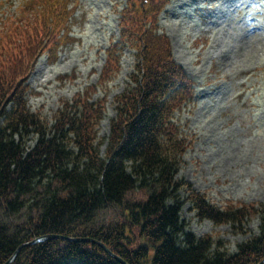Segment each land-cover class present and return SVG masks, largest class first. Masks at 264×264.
Instances as JSON below:
<instances>
[{"label": "trees", "instance_id": "16d2710c", "mask_svg": "<svg viewBox=\"0 0 264 264\" xmlns=\"http://www.w3.org/2000/svg\"><path fill=\"white\" fill-rule=\"evenodd\" d=\"M58 1L32 0L36 13H27L29 3L11 29L17 18L0 25V264L22 244L47 234L95 238L129 264L261 262L264 202L217 207L177 179L178 159L188 140L179 139L172 118L192 99L193 90L173 59L167 37L157 33L165 0H129L131 8L122 14L128 36H145L144 64L142 70L137 67L142 81L135 92L117 99L106 159L95 136L102 107L87 102L90 93L82 97L80 109L66 107L51 124L27 107L26 84L44 52V40H55L49 27L60 22ZM70 31L60 32L69 37ZM30 136L37 139L32 149L26 143ZM185 187L199 219L242 232L256 215L258 233L238 243L236 252L218 237L195 235L181 216L187 197L179 193L187 192ZM104 210L114 216L103 221ZM10 264L121 263L98 246L49 240L24 247Z\"/></svg>", "mask_w": 264, "mask_h": 264}, {"label": "rangeland", "instance_id": "374dc122", "mask_svg": "<svg viewBox=\"0 0 264 264\" xmlns=\"http://www.w3.org/2000/svg\"><path fill=\"white\" fill-rule=\"evenodd\" d=\"M20 1H24L23 6L16 11L19 0H0V18H17L9 29L32 0ZM36 2L30 4V16L36 13L37 7L32 9ZM196 2L197 5L171 0L157 21L163 35L172 37L167 39L174 46L175 61L183 63L187 75L194 80L188 78L195 103L188 102L172 118L185 135L194 138H190V149L178 159L177 178L190 183L217 207L228 201L257 207L264 202V50L248 54L241 42L246 41L254 50L264 39L260 31L264 27V0ZM127 3L128 0H59L60 22L49 27L55 40L46 43L49 36L45 38L44 52L36 61L25 94L27 107L51 124L53 116L66 107L80 109L82 97L90 93L87 102L93 108L96 104L102 107L95 136L97 150L104 159L109 151L112 120L117 118V99L125 92H135L142 81L146 41L142 33L127 35L121 22ZM63 28L71 29L69 37L61 35ZM111 63L113 68L108 69ZM40 66L44 70L41 74ZM54 69L61 71L56 79L52 78ZM47 76L52 80L46 82ZM56 91L62 92L57 98ZM35 140L28 146H34ZM186 190L179 193L183 199L187 197L181 216L196 235L211 234L224 240L230 252H236L238 243L258 233L260 220L256 215L242 232L230 224L199 219L188 200L191 191ZM112 216L107 210L102 212L106 218L103 221Z\"/></svg>", "mask_w": 264, "mask_h": 264}, {"label": "water", "instance_id": "95a60500", "mask_svg": "<svg viewBox=\"0 0 264 264\" xmlns=\"http://www.w3.org/2000/svg\"><path fill=\"white\" fill-rule=\"evenodd\" d=\"M57 239H62V240H67V241H70V242H93V243H96V244H99L102 248H104L109 254L113 255L106 247L104 244L102 243H99L93 239H76V238H71V237H67V236H63V235H59V234H47V235H43L41 237H38L34 240H32L31 242H28V243H25L23 244L18 250L17 252L15 253V255L13 256V258H15V256L18 254V252L20 251V249L24 246H28V245H33L35 243H38V242H45V241H49V240H57ZM114 256V255H113ZM118 261H120L122 264H128L126 263L123 259H120L116 256H114ZM11 260V259H10ZM10 260H8L6 262V264H8L10 262ZM264 262L261 261L259 264H262Z\"/></svg>", "mask_w": 264, "mask_h": 264}, {"label": "bare ground", "instance_id": "6f19581e", "mask_svg": "<svg viewBox=\"0 0 264 264\" xmlns=\"http://www.w3.org/2000/svg\"><path fill=\"white\" fill-rule=\"evenodd\" d=\"M184 1H187V2H190L191 4H194V5H197V2H196V0H182V2H184ZM206 27V26H205ZM204 27V28H205ZM204 30H202V32H203ZM170 36V35H169ZM170 38H172L171 36H170ZM242 40H243V38H242ZM242 44H243V48H246L247 49V51H248V54H253V53H258L260 50H264V39H262V40H260V43L259 44H257V47H255L256 49H254V50H251L249 47H248V44H247V42L246 41H242L241 42ZM246 63L248 64V65H250V63L248 62V61H246ZM65 65H67V64H64V66ZM71 65H73V64H71ZM182 65L185 67V69L187 70V68H186V66L182 63ZM76 67H77V65H76ZM39 71H40V74L41 73H43L44 72V70H43V68L40 66L39 67V69H38ZM54 71L55 72H53V75H52V78H54V79H56L61 73V71H60V69H54ZM125 72H127V71H125ZM187 72H188V70H187ZM189 73V72H188ZM43 75V74H42ZM41 75V76H42ZM52 78H51V76H47L46 77V79H45V81L46 82H49L50 80H52ZM42 85H44V84H42ZM46 86V85H45ZM54 89L55 88H53L52 89V91H54ZM59 93V94H58ZM62 94V92H58V91H56L55 93H54V95H55V98H57V97H59L60 95ZM49 96H50V94H48Z\"/></svg>", "mask_w": 264, "mask_h": 264}, {"label": "clouds", "instance_id": "9594fccd", "mask_svg": "<svg viewBox=\"0 0 264 264\" xmlns=\"http://www.w3.org/2000/svg\"><path fill=\"white\" fill-rule=\"evenodd\" d=\"M24 244H25V243H24ZM22 245H23V244H22ZM22 245H21V246H22ZM33 245H34V244H33ZM29 246H32V245H28V247H29ZM26 247H27V246H26Z\"/></svg>", "mask_w": 264, "mask_h": 264}]
</instances>
